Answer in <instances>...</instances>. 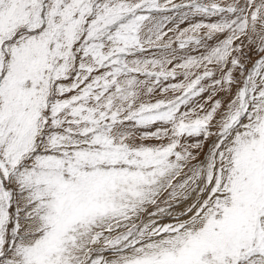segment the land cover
I'll return each instance as SVG.
<instances>
[{
	"label": "snow or ice",
	"instance_id": "1",
	"mask_svg": "<svg viewBox=\"0 0 264 264\" xmlns=\"http://www.w3.org/2000/svg\"><path fill=\"white\" fill-rule=\"evenodd\" d=\"M0 264H264V0H0Z\"/></svg>",
	"mask_w": 264,
	"mask_h": 264
},
{
	"label": "rangeland",
	"instance_id": "2",
	"mask_svg": "<svg viewBox=\"0 0 264 264\" xmlns=\"http://www.w3.org/2000/svg\"><path fill=\"white\" fill-rule=\"evenodd\" d=\"M176 2H180V0H176ZM171 15H175V13H172ZM183 26H185V25H182V27H183ZM178 54L183 55V54H185V53L179 52V50H178ZM192 54H196V53L193 52ZM163 222H167V220H164Z\"/></svg>",
	"mask_w": 264,
	"mask_h": 264
},
{
	"label": "bare ground",
	"instance_id": "3",
	"mask_svg": "<svg viewBox=\"0 0 264 264\" xmlns=\"http://www.w3.org/2000/svg\"><path fill=\"white\" fill-rule=\"evenodd\" d=\"M177 211L179 210V209H176Z\"/></svg>",
	"mask_w": 264,
	"mask_h": 264
}]
</instances>
